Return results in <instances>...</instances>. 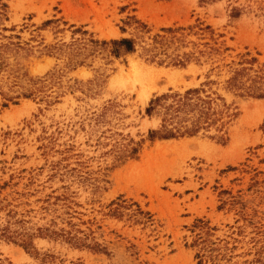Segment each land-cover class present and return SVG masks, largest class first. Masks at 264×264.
<instances>
[{"label":"rangeland","instance_id":"obj_1","mask_svg":"<svg viewBox=\"0 0 264 264\" xmlns=\"http://www.w3.org/2000/svg\"><path fill=\"white\" fill-rule=\"evenodd\" d=\"M0 264H264V0H0Z\"/></svg>","mask_w":264,"mask_h":264},{"label":"bare ground","instance_id":"obj_2","mask_svg":"<svg viewBox=\"0 0 264 264\" xmlns=\"http://www.w3.org/2000/svg\"><path fill=\"white\" fill-rule=\"evenodd\" d=\"M160 74L161 73L158 70H154V69L147 68V67H142L135 63L131 64L129 77H130V80L133 86H139V97L141 98V100L148 99L152 91L161 89L157 87L159 85L156 84L158 76ZM191 142L192 141H190V143Z\"/></svg>","mask_w":264,"mask_h":264},{"label":"trees","instance_id":"obj_3","mask_svg":"<svg viewBox=\"0 0 264 264\" xmlns=\"http://www.w3.org/2000/svg\"><path fill=\"white\" fill-rule=\"evenodd\" d=\"M113 45H114V51L118 52L120 50V48H123L126 51H132L133 50V40L132 39H127V38H122L120 40H113L112 41ZM192 92H197V90H193ZM190 93V91H188L186 93V95L184 97L181 98H177V107L175 110H178L179 106L184 103L185 98L187 97V94ZM168 96V95H167ZM166 95H162L159 96L157 98H155L154 100H152L150 102V106L149 108H147V111L152 110V108L158 104L160 102L161 99H165L167 97ZM187 133H193L194 130H186ZM176 133L173 132L171 129L170 130H166L163 134H161L160 136L163 138H169V137H173L175 136Z\"/></svg>","mask_w":264,"mask_h":264}]
</instances>
